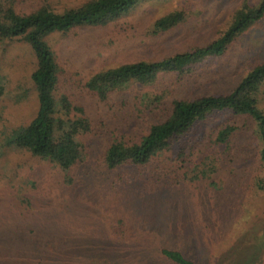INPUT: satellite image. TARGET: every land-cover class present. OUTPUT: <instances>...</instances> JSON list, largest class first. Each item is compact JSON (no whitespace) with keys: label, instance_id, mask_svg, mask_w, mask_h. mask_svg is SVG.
<instances>
[{"label":"rangeland","instance_id":"obj_1","mask_svg":"<svg viewBox=\"0 0 264 264\" xmlns=\"http://www.w3.org/2000/svg\"><path fill=\"white\" fill-rule=\"evenodd\" d=\"M86 1L52 0V5L63 12ZM259 2L139 0L115 19L44 37L59 81L56 109L66 97L72 107H82L76 118H87L91 125L90 132H77L87 157L78 168L62 169L47 158L0 148V264H175L160 253L162 248L179 249L198 264H264V199L251 197L249 191L238 193L228 177L241 174L238 164L217 174L226 181L217 193L204 184L210 176L201 179V174L196 177L190 170L187 174L193 177L185 183L176 182L183 174L161 186L145 184L138 176L130 182L122 178V183L111 187L112 177L136 171L124 167L102 176L98 167L115 136L125 133L138 139L145 133L149 121L140 120L134 127L139 119L136 111L147 106L151 95H161L159 104L164 105L169 99L222 93L264 62V16L222 54L204 57L182 73L159 71L152 83L135 84L101 103L82 88L92 72L129 62L160 61L218 40L240 14ZM176 10L184 12V20L157 31L156 20ZM35 64L27 42L0 44L5 88L0 98V137L27 125L36 115L38 100L30 78ZM156 105L149 106L153 112L158 110ZM210 117L200 126L201 133L211 126L216 130L227 118L220 112ZM253 131H246L239 142L256 136ZM217 152L208 146L193 155L188 165ZM205 232L210 234L202 235Z\"/></svg>","mask_w":264,"mask_h":264},{"label":"trees","instance_id":"obj_2","mask_svg":"<svg viewBox=\"0 0 264 264\" xmlns=\"http://www.w3.org/2000/svg\"><path fill=\"white\" fill-rule=\"evenodd\" d=\"M138 1L87 0L59 12L53 8L52 0H0V44L18 40L31 46L36 64L30 78L38 100L36 115L27 125L0 137L1 149L47 158L62 169L78 168L86 161L87 150L77 132H90L91 125H88L87 118H76L83 113L82 107H72L66 97H63L61 107L56 109L54 97L59 90V81L53 54L44 37L52 32H67L84 24L115 19ZM262 16L264 0H260L252 10L240 14L230 30L218 40L160 61L129 62L92 72L83 83V91L96 103H101L135 84L152 83L159 71L182 73L204 57L222 54L233 39ZM184 18L182 10L171 11L158 18L155 26L157 31L169 29ZM4 94L0 77V98ZM160 96L151 95L146 101L147 106L133 109L139 110L136 111L139 119L134 127L138 128L140 120L149 121V126L144 127L145 133L138 139L121 133L110 141L101 155L98 167L102 176H111L124 167L136 171L135 175L124 173L114 179L112 177L111 187L122 183V178L130 182L138 176L143 177L145 184L161 186L173 176L183 174L176 182L185 183L193 177L187 174L190 170L196 177L201 174V179L210 176L204 184L217 193L222 192L226 184L223 175L219 178L217 174L238 164L241 174L235 172L237 176L233 177L232 173L228 176L233 178L238 193L249 191L251 197L264 199V62L255 64L234 87L222 93L213 92L192 99H169L164 105L159 104ZM156 102L158 110L153 112L149 106ZM218 112L226 114L225 121L217 124L216 130L211 126L201 133L200 126ZM252 129L256 136H249L240 143L246 131L254 132ZM208 146L217 148V155L206 156L190 167L188 163L192 156L200 155ZM228 165L232 166L229 168ZM30 184L33 190L38 188L35 182ZM233 204L239 206L241 203ZM19 216L26 219L21 213ZM211 228L207 227L208 230ZM160 253L175 264H198L179 249L162 248Z\"/></svg>","mask_w":264,"mask_h":264}]
</instances>
